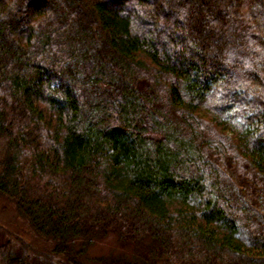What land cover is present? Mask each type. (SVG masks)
<instances>
[{
  "label": "trees",
  "instance_id": "1",
  "mask_svg": "<svg viewBox=\"0 0 264 264\" xmlns=\"http://www.w3.org/2000/svg\"><path fill=\"white\" fill-rule=\"evenodd\" d=\"M0 196V264H264V0H0Z\"/></svg>",
  "mask_w": 264,
  "mask_h": 264
},
{
  "label": "rangeland",
  "instance_id": "2",
  "mask_svg": "<svg viewBox=\"0 0 264 264\" xmlns=\"http://www.w3.org/2000/svg\"><path fill=\"white\" fill-rule=\"evenodd\" d=\"M0 240L10 242L14 250L23 249L35 263L50 259L52 245L35 235L27 221L17 213L13 203L0 196ZM114 235L96 240L82 256L83 264H103L100 258L110 254L125 253ZM54 260V258H53Z\"/></svg>",
  "mask_w": 264,
  "mask_h": 264
}]
</instances>
